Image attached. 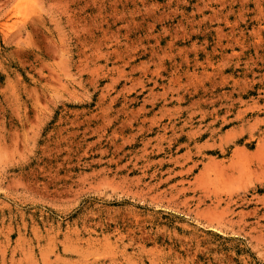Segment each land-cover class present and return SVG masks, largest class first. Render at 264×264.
<instances>
[{
  "label": "rangeland",
  "instance_id": "374dc122",
  "mask_svg": "<svg viewBox=\"0 0 264 264\" xmlns=\"http://www.w3.org/2000/svg\"><path fill=\"white\" fill-rule=\"evenodd\" d=\"M0 264H264V0H0Z\"/></svg>",
  "mask_w": 264,
  "mask_h": 264
}]
</instances>
